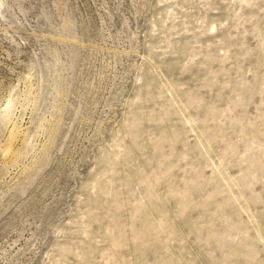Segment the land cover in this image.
Listing matches in <instances>:
<instances>
[{
  "label": "rangeland",
  "instance_id": "1",
  "mask_svg": "<svg viewBox=\"0 0 264 264\" xmlns=\"http://www.w3.org/2000/svg\"><path fill=\"white\" fill-rule=\"evenodd\" d=\"M0 264H264V0H0Z\"/></svg>",
  "mask_w": 264,
  "mask_h": 264
}]
</instances>
